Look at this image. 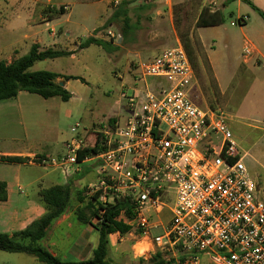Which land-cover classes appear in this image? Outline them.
I'll use <instances>...</instances> for the list:
<instances>
[{"label": "built area", "instance_id": "1", "mask_svg": "<svg viewBox=\"0 0 264 264\" xmlns=\"http://www.w3.org/2000/svg\"><path fill=\"white\" fill-rule=\"evenodd\" d=\"M123 1L109 0L115 9ZM247 23L248 17L240 16L231 25ZM108 36L121 39L110 31ZM255 53L245 39L244 61ZM132 66V83L121 86L122 115L109 118L91 145L85 129L77 134L82 126L77 123L65 154L37 163L66 179L92 164L97 181L85 189V197L97 196L95 202L103 206L129 202L131 218L122 212L120 220L130 231L115 234L133 242L134 255L147 262L158 253L168 264H264V192L244 162L247 153L227 115L198 105L185 48L178 44ZM151 79L158 85L153 87ZM96 144L100 151L79 160L83 149ZM145 242L149 248L138 255L136 247Z\"/></svg>", "mask_w": 264, "mask_h": 264}, {"label": "crops", "instance_id": "2", "mask_svg": "<svg viewBox=\"0 0 264 264\" xmlns=\"http://www.w3.org/2000/svg\"><path fill=\"white\" fill-rule=\"evenodd\" d=\"M185 1L154 0L146 5L130 4V15L131 13L136 15L134 25L137 28L130 37L132 42L122 44V39L116 41L108 37L109 31L121 36L115 24L110 25L105 33V25L114 13L109 0H76L72 5L70 3L54 5L53 0H0V63L13 64L27 55L36 44L42 48L73 52L70 57L76 58L78 53L84 55L93 46L77 52L86 39L93 37L116 47L117 50L110 54L113 55V62L125 68L126 77L122 78L121 82L131 84L133 75L130 74V62L133 65L142 60L144 50L158 37L156 29L168 22V16L172 17L173 6L183 4ZM230 1L232 0H197V15L193 29L205 50L219 101H222L229 84L227 75L234 74V71L228 73L218 70L227 69L229 66V41L225 40L226 44L222 51L215 45L208 47L199 34L206 29L216 30L222 25L198 28L196 23L204 9L208 8L211 12L223 10ZM236 1L239 4H246L257 15L259 14L251 5L264 13V0ZM212 4L220 5V9H215ZM61 6H68L69 9L58 10ZM65 16L67 18L62 20ZM240 16L242 14H238L237 17ZM62 24L67 25L62 32L64 38L57 40L56 26ZM50 31H54L55 34ZM143 33H146V40L149 42L147 45L140 41ZM243 35V45L245 39H248L256 51L250 61L245 62L243 59L242 66H233L235 72L238 69L241 76L245 77L248 72L259 70L264 65V30L259 35L249 38L244 29ZM122 52L126 53L125 59L119 57ZM116 78L120 79V76L117 74ZM61 82H64L65 89L70 91L72 80H65L60 76L57 83ZM84 82L85 80L82 83ZM72 99L73 95L68 102H64L60 97L44 99L36 94L20 92L16 98L0 101V182L7 185V200L0 201V233L13 235L27 229L47 212L40 196L41 191L57 185L70 184L72 191L70 205L49 227L40 244L62 262L79 263L90 260L99 244V233L95 228L97 219L92 218L91 212L87 210L88 200L84 195L85 189L97 181L96 169L92 164H83L77 174L66 179L58 170L37 163L38 158L60 157L64 154V147L73 135L69 139H62L56 125L72 114V110L63 107V103H69ZM260 114L259 123H264V108ZM13 158L20 161L11 162ZM259 166L264 170L263 163L259 162ZM81 210H85L83 218L87 220L86 223L79 218ZM114 238L118 240L119 237L117 234L110 235L111 248L116 244ZM22 255L25 254L0 252V263L19 264L18 260H23V264H39L35 257L26 255L28 259H21ZM133 258H136L134 253Z\"/></svg>", "mask_w": 264, "mask_h": 264}, {"label": "rangeland", "instance_id": "3", "mask_svg": "<svg viewBox=\"0 0 264 264\" xmlns=\"http://www.w3.org/2000/svg\"><path fill=\"white\" fill-rule=\"evenodd\" d=\"M75 1L53 0V4L70 3L72 5ZM124 1L133 5H146L147 2L151 3L154 0ZM118 8L112 7V10L116 11ZM215 9H220V5L215 6ZM74 11L77 13L76 8H74ZM222 13L225 22L221 27L216 30L206 29L199 34L208 47L215 45L220 51L224 49L225 40L228 39L229 41V66L227 69L218 70H221V72L227 71L228 73L234 71V74L233 76L227 75L229 84L222 101L218 99L217 87L207 61L205 50L195 33H193L197 15V0H186L183 4L173 6L172 17L168 16V22L156 29L158 37L144 50L141 59L145 61L156 58L163 51L176 47L178 44H181L185 48L184 40L187 39L189 41L188 44H190L192 53L191 64L195 72L193 94L198 96V105L202 106L203 109H221L227 115L229 125L240 149L247 153L244 162L252 177L257 181L259 188L264 192V170L259 166V162L264 164V123H259L260 112L264 108V65L259 70L248 72L245 77L241 76L240 70L237 69L235 72V69H233V66H242L243 63V30H246V36L249 38L257 34L259 35L264 30V20L252 12L246 4H239L236 0H232L222 10ZM238 14L248 17L246 25H231L238 18ZM66 18L67 16L62 20ZM131 18L135 22L136 15L131 13ZM66 26V24L56 26L57 40L64 38L62 32L65 31ZM105 30L106 33L108 29ZM140 41L146 45L149 44L146 40V33L141 35ZM51 42L53 43V41ZM79 51L80 49L77 50V52ZM119 57L125 59L126 53H120ZM131 63L130 74L132 76L134 67ZM38 71L58 73L65 80L68 77L83 78L85 80L84 83L72 80L70 84L69 92L73 95V99L69 103H63V107L72 110V114L62 119L56 125V129L62 134V139H69L72 135L71 129L77 123L82 124L77 130V134L80 135L84 133L83 126L89 127L92 123H95L93 126L85 129V137L90 144L91 140L93 141L95 138H98L99 132L103 127L102 125L109 118L122 115L124 112L125 102L122 100L120 93L121 79L126 77L124 76L125 68L113 62V55L99 46L93 45L84 55L78 53L76 58L66 56L39 62L31 69V72ZM117 74L120 76V79L116 78ZM150 83L153 87L158 85V81L155 79H151ZM56 99L60 101L59 98ZM65 152L64 149L63 153L65 154ZM166 218L165 223L169 220L168 213H166ZM114 239L116 243L115 247H109L107 257L109 263L140 264L141 260H144L140 256L133 258V242L128 238H124L122 241ZM148 248L149 244L145 242L139 244L136 249L143 251ZM141 251H137V254L140 255ZM21 257H23L21 259H28L26 255H22ZM18 261L19 264L24 263L23 260ZM145 263L148 264L147 261ZM39 264L41 263L39 262Z\"/></svg>", "mask_w": 264, "mask_h": 264}, {"label": "trees", "instance_id": "4", "mask_svg": "<svg viewBox=\"0 0 264 264\" xmlns=\"http://www.w3.org/2000/svg\"><path fill=\"white\" fill-rule=\"evenodd\" d=\"M130 4L129 2L123 1L120 7L114 11L104 28L107 29L110 25L115 24L119 28L122 44L132 42L130 37L134 35L137 28L130 15ZM251 6L264 19V13L253 5ZM224 22L225 19L221 9L211 12L210 9L206 8L200 14L196 27L220 26L223 25ZM184 42L185 50H187L186 52L189 54L191 62L192 53L190 44H188L189 41L185 39ZM92 45L99 46L109 53H113L117 50L111 43L93 37L86 39L79 46V49L84 50ZM72 54L74 53L55 50L54 48H42L40 45L36 44L31 47L27 55L18 59L13 64L6 65L0 63V101L16 98L20 92H28L39 95L44 99L60 97L62 101L68 102L72 94L67 91L64 86H60V83H57L60 75L49 71L31 72V68L39 62L71 56ZM66 80L82 81L83 79L68 77ZM91 142L92 140L89 144L87 141L89 145L92 144ZM100 150L101 147L99 144H96L93 148L83 149L79 154V160H82L90 153H97ZM10 161L18 162L20 159L13 158ZM71 194L70 184L57 185L41 191L40 196L47 208L46 214L33 222L24 231L17 232L13 235L0 233V252L29 255L35 257L41 264H111L107 261L109 247L111 245L110 235L115 233L125 235L130 231V227L120 220L122 212L126 214L127 218H131L130 204L126 200H117L114 203H108L106 206L95 202L97 196L93 197V201H88L87 210L91 212V217L99 220L95 225L99 233V244L94 250L90 260L79 263L62 262L58 258L53 257L41 246L40 242L45 238L49 227L67 211L71 202ZM6 200L7 185L4 182H0V201ZM84 211L85 210L79 211V218L82 222L86 223L87 220L83 218L85 214ZM168 263L170 262H165L158 253L148 262V264ZM140 264L146 263L144 260H141Z\"/></svg>", "mask_w": 264, "mask_h": 264}, {"label": "water", "instance_id": "5", "mask_svg": "<svg viewBox=\"0 0 264 264\" xmlns=\"http://www.w3.org/2000/svg\"><path fill=\"white\" fill-rule=\"evenodd\" d=\"M64 85H65V83H64V82H61V83H60V86H64Z\"/></svg>", "mask_w": 264, "mask_h": 264}, {"label": "bare ground", "instance_id": "6", "mask_svg": "<svg viewBox=\"0 0 264 264\" xmlns=\"http://www.w3.org/2000/svg\"><path fill=\"white\" fill-rule=\"evenodd\" d=\"M137 248V247H136ZM137 250V249H136ZM138 252H140L141 251V249H139V250H137ZM143 251H141V253H142Z\"/></svg>", "mask_w": 264, "mask_h": 264}]
</instances>
